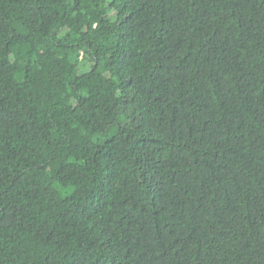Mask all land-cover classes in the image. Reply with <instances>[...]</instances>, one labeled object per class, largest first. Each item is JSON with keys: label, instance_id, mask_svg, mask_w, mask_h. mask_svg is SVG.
Instances as JSON below:
<instances>
[{"label": "trees", "instance_id": "trees-1", "mask_svg": "<svg viewBox=\"0 0 264 264\" xmlns=\"http://www.w3.org/2000/svg\"><path fill=\"white\" fill-rule=\"evenodd\" d=\"M0 264H264V0H0Z\"/></svg>", "mask_w": 264, "mask_h": 264}]
</instances>
